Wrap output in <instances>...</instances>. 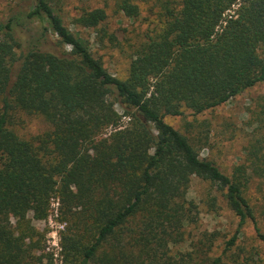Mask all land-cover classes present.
Returning a JSON list of instances; mask_svg holds the SVG:
<instances>
[{"label": "trees", "instance_id": "obj_1", "mask_svg": "<svg viewBox=\"0 0 264 264\" xmlns=\"http://www.w3.org/2000/svg\"><path fill=\"white\" fill-rule=\"evenodd\" d=\"M63 1L19 0L0 21V264H56L33 226L52 217L56 201L61 264H225L249 226L264 244L247 197L256 187L264 216V100L232 175L166 121L264 84V0H115L131 20L145 5L159 14L134 47L126 79L69 29ZM107 20L97 8L73 22L116 46ZM24 115L44 118L49 130L22 138ZM193 179L238 218L220 256L210 255L215 234L202 235L193 251L174 250L199 213L188 200ZM217 202L207 204L215 211ZM261 250H243V264H264Z\"/></svg>", "mask_w": 264, "mask_h": 264}, {"label": "rangeland", "instance_id": "obj_2", "mask_svg": "<svg viewBox=\"0 0 264 264\" xmlns=\"http://www.w3.org/2000/svg\"><path fill=\"white\" fill-rule=\"evenodd\" d=\"M19 0H0V21H2L9 10L14 7ZM106 8L108 20L103 26L110 35H116L118 44L113 46L108 41L102 39V33L95 30H85L77 28L74 24L76 17L80 16L84 10H96ZM65 23L73 32H81L82 37L88 42L94 56L100 59L109 73L126 79L128 77L131 55L134 47L143 39L144 35L152 31L159 21V14L156 10L150 12L149 6L142 7V15L139 19L131 20L119 13L115 0H65L63 1ZM264 100V84L259 85L244 94L231 100L214 110L204 114L195 115L186 110L181 117H166L168 124L176 130L190 136L198 146L201 156L215 162L219 168L227 175H232L234 168L242 164L246 157V148L253 139L255 124H251L253 114L260 111L259 103ZM22 123L16 127L22 138L33 139L49 130L50 125L44 118L37 116H21ZM201 139V142L199 140ZM208 196L218 197V209L213 211L209 208ZM247 197H251V204L258 212V218L264 230V216L262 215L261 195L253 187ZM188 200L195 201L198 207V215L193 224L187 228L188 242L178 246L177 252L193 251L194 245H198L204 234H215L217 240L214 243L212 256H220L225 249L224 243L229 240L238 227V218L222 201L219 194L214 193L210 185L193 179L188 194ZM54 213L47 221L33 222V226L40 233H45L44 242L46 248L55 251V263L61 264L58 260L60 232L65 225L58 219V201L52 205ZM245 236L231 252L225 255V264H243L244 251L251 247H260L262 259L264 260V244L257 240L253 227L249 226L245 230ZM48 251V250H47ZM206 253V252H205ZM206 255H208L206 253Z\"/></svg>", "mask_w": 264, "mask_h": 264}]
</instances>
